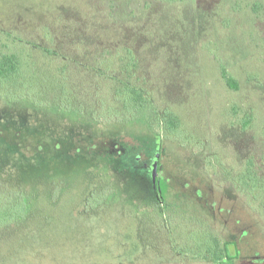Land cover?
<instances>
[{
	"label": "rangeland",
	"instance_id": "rangeland-1",
	"mask_svg": "<svg viewBox=\"0 0 264 264\" xmlns=\"http://www.w3.org/2000/svg\"><path fill=\"white\" fill-rule=\"evenodd\" d=\"M3 54L0 264H264V0H0Z\"/></svg>",
	"mask_w": 264,
	"mask_h": 264
},
{
	"label": "trees",
	"instance_id": "trees-1",
	"mask_svg": "<svg viewBox=\"0 0 264 264\" xmlns=\"http://www.w3.org/2000/svg\"><path fill=\"white\" fill-rule=\"evenodd\" d=\"M17 57L13 54L10 55H0V80L11 77L17 70H18V64H17ZM221 77L223 78L225 84L229 86L230 88H236V81L234 78H232L225 70V68L221 67ZM122 86H120V90H118L120 101L122 103V106L127 111L133 110H140L142 109L144 105L145 96L142 93L141 89L135 85H131L127 81H123ZM8 102L14 104L15 102L24 100L22 97L15 98H9L4 97ZM43 108L46 106H42ZM40 110V109H39ZM42 110V109H41ZM76 114L78 116L80 115L79 111H76ZM161 127L163 130V135L161 134H155L157 137L158 143H162L164 140L163 137L167 134H174L178 131L180 127V120L179 117L170 110H164L161 113ZM87 121L90 123H94L98 128L107 129L108 124H103L100 121H95L93 117H87ZM113 126V125H112ZM119 126V125H117ZM263 139H264V126L262 129ZM164 138H168L165 136ZM159 169L155 166V169L153 168L154 172ZM152 182L156 187H154L155 192H159L158 189V180L156 177L152 176ZM159 195V194H157ZM26 193L23 189V186L21 183L12 180L10 178H3L0 177V230L5 229L8 227H11L13 225L18 224L21 221H24L30 211L29 203L26 200ZM160 196V195H159ZM235 245L234 242L228 241L224 242V249L227 250L228 244ZM238 255V252L234 255L226 254V258L228 259H235Z\"/></svg>",
	"mask_w": 264,
	"mask_h": 264
},
{
	"label": "water",
	"instance_id": "water-1",
	"mask_svg": "<svg viewBox=\"0 0 264 264\" xmlns=\"http://www.w3.org/2000/svg\"><path fill=\"white\" fill-rule=\"evenodd\" d=\"M228 251H229V254H230V255H234V254L236 253L235 245L230 244V245L228 246Z\"/></svg>",
	"mask_w": 264,
	"mask_h": 264
}]
</instances>
